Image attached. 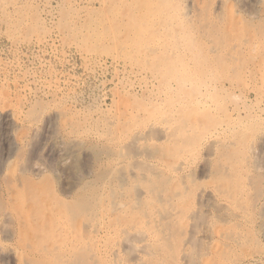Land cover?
I'll use <instances>...</instances> for the list:
<instances>
[{
	"label": "bare ground",
	"instance_id": "1",
	"mask_svg": "<svg viewBox=\"0 0 264 264\" xmlns=\"http://www.w3.org/2000/svg\"><path fill=\"white\" fill-rule=\"evenodd\" d=\"M227 1L214 0L211 7L222 9L221 7ZM163 9L159 11L160 16L164 14ZM228 10H230L229 14L233 15L232 4ZM215 12L217 13L216 10ZM180 14L184 18L194 17L197 21L202 20L201 23L204 21L203 23L208 28L206 32L209 33L205 35L202 33L206 41L210 42L207 48L211 53L219 54L222 47H225L224 55L227 52L233 54L231 63L235 66L232 67L234 70L244 74L245 68L240 62L242 58L240 59L237 53L239 42H242L257 54L255 58L260 59L257 63V66H260L257 69L264 72V44L261 42V39H264V27L256 29L257 32L251 31L245 40H237L238 24L235 23L238 29L233 28L236 27L234 24L236 21L231 20L232 23L228 21L229 19L224 20L219 14L215 16V19L212 18V14L210 17L206 7H201L200 0H190L189 6ZM160 19H156L153 26L158 25L161 28L162 19ZM233 20H235L234 17ZM219 22L226 23L225 31L228 30L230 36L226 41L217 43L214 33H217ZM154 48L149 47L148 50L142 49V51L148 55L156 49ZM126 106L124 107L123 104V107L118 109L117 106L116 108L119 110L123 140L119 149H116V159L112 165L109 168L106 167L105 172L100 174L102 185L99 186L100 188L96 187L97 183L96 186L94 185L97 190H90L88 186L90 184L87 185L83 179L86 170L84 172L85 167L81 162L80 145L85 140L82 141L77 134H73L77 133V128L74 126L76 120L68 123L60 116L63 121L61 128L68 136L70 135L67 137L70 141L68 144L70 146L72 144L71 147L75 148L71 153L64 151L65 156L62 157L64 162L70 157L72 159L70 161L75 168V174L72 175L74 183L70 180L69 183L61 181L62 179L54 173L56 171L52 170L51 166L49 169L51 173L42 170L34 173L29 169L31 166L28 168L29 163L26 160L28 156L25 159L27 165L23 162L22 165L19 163L18 168L9 169V173L5 176L3 174V178L0 179V264H10L12 261L16 264H231L230 261L233 258L229 260L228 257L232 254L227 256V253L230 254L234 246L243 245L241 242L245 234L237 228V225L229 231L226 224L231 220L254 223L259 219L263 223L260 225L264 226V158L261 153L263 150H259L264 141V131L257 134L254 128L257 122L261 125L260 115L251 116V120L248 117L249 119L247 118L245 122H240L225 107L226 119L221 123L216 118H210L205 111L199 112V108L192 107V105L191 107L155 106L134 107L144 113V118L136 120L133 117L132 108ZM238 111H236L237 114ZM1 118H6L13 124V127L14 125L25 127L29 132L31 131L30 134L27 132L17 136L10 132L9 140L4 142L5 147H8V153L12 152H10L11 149L14 152L17 151L16 160L19 161L23 159L22 152L27 146H31L38 136V125L32 121L33 118L30 121L22 119L19 114L11 110H0ZM248 123H254V125L248 126ZM84 124H86L85 121ZM21 128H19V133ZM109 150H111L110 147ZM109 150L110 153L112 150ZM28 152L26 155L29 154ZM3 162L0 152V169L4 165ZM87 172L89 173L90 170ZM215 204L220 206H216L217 208H221L216 210L222 211V219L218 217L219 212L216 215L211 212ZM216 218L223 220L224 224L219 223ZM236 224L240 223L236 222ZM205 239L210 244L207 243V245ZM244 250L246 253V248ZM246 259L253 264H264V250L258 248L257 252L252 251L243 261L240 258L242 261L240 264Z\"/></svg>",
	"mask_w": 264,
	"mask_h": 264
},
{
	"label": "rangeland",
	"instance_id": "2",
	"mask_svg": "<svg viewBox=\"0 0 264 264\" xmlns=\"http://www.w3.org/2000/svg\"><path fill=\"white\" fill-rule=\"evenodd\" d=\"M189 2L190 0H0V110L14 111L22 119L29 121L33 118L32 121L38 125V136L31 146L22 150L23 159L18 161L16 160L17 151L14 152L11 149L10 152H12L8 153V147H5L4 142L9 140L10 132L17 136L29 131L23 127V132V128L20 126L16 128L15 125L13 127V124L6 118L0 119V147L2 149L0 152L5 165L0 169V179L3 178V174L5 176L11 169L18 168L23 162L26 165L29 163L28 168L31 166L29 169L34 173L39 170L51 173L49 170L51 166L52 170L56 171L54 173L62 179L61 181L69 183L70 180L74 183L72 175L75 174V168L70 161L72 159L70 157L66 160L69 162H64L62 157L65 154L64 151L71 153L75 148L71 147L72 144L71 146L68 144L70 141L67 137L70 135L64 132L61 123L63 121L73 123L76 120L74 126L77 128V133L73 134H77L82 141L85 140V143L82 142L80 145L81 162L85 167L84 172L86 170L83 179L87 185L90 184L88 185L90 190H97L102 185L100 174L112 165L116 159V149H119L123 140V129L120 127L121 121L118 113L119 107H123V104L124 107L128 105L126 107L132 108L131 111L133 110V117L136 120L144 118V113L135 109L137 107H191L192 105V107H198L199 112L205 111L210 118H216L221 123L226 119L224 109L227 107L233 113L234 118L240 122H245L248 117L260 115L261 125L260 122H255L257 124L255 127L254 123L249 124L250 121L247 125H254L257 134L264 131V72L257 69L260 66H257L260 59L255 58L257 54L252 52L246 44L239 42L237 53L240 59L242 58L240 62L245 68L244 74H241L232 68L235 67L231 63L233 54L227 52L224 55L225 47H222L219 54L211 53L207 48L210 42H207L204 37L208 33L204 21L201 23L202 20L197 21L194 17L184 18L180 14L189 6ZM200 2L201 7H206L210 17L212 14V18L215 19V16L219 14L224 20L236 21L234 24L239 26L237 40H245L251 31L257 32L258 29L264 27V0H228L221 7L222 9L211 7L214 0H200ZM231 4L233 15H230V10H228ZM161 9L164 10V14L160 16ZM227 15L231 17H226ZM158 18L162 19L161 28L158 25L153 26L156 19L159 20ZM217 24L220 25L217 33H214L217 43L226 41L230 36V32L225 31L226 23ZM197 28L202 31H198ZM233 28H237V25ZM177 32L180 34H176ZM261 42L264 44V39H261ZM140 45L141 49H139ZM149 47L156 49L154 48L155 50L147 55L142 49L148 50ZM188 77L190 78L187 79ZM120 100L123 103L119 102ZM117 106L118 109H116ZM5 107L7 108L4 109ZM35 109L37 111H34ZM59 116L64 120L61 121ZM3 119H5L4 122ZM105 122L109 125L107 126ZM19 128H21L20 133ZM247 131H249L248 128ZM263 145L264 141L259 150H263L261 153L264 158ZM27 152L29 154L26 155ZM26 156L29 158L26 159ZM9 161L11 164L13 161L17 162H13L14 166H12ZM88 170H90L89 173ZM94 185H97V188H94ZM216 206L219 205L215 204ZM215 207L213 205L210 211L216 215L221 208ZM221 213L222 211L218 213L220 219L223 218H221L223 216ZM217 218L219 223L224 224L223 220L220 221ZM258 220L254 223L236 221L240 224L231 220L226 224L229 231L237 225V228L245 234L243 236L245 240L241 242L245 246L242 245L241 248L238 244L231 252L229 251L230 254L227 253V256L232 254L230 258L228 257L229 260L233 258L230 261L231 264L236 262L240 264L246 255L252 251L257 252L258 248L264 250V226H261L263 225L262 220L259 222ZM255 239L257 241H254ZM207 241L205 243L210 244ZM249 262L246 259L242 264H249ZM10 264L16 263L12 261ZM250 264L253 263L250 262Z\"/></svg>",
	"mask_w": 264,
	"mask_h": 264
}]
</instances>
